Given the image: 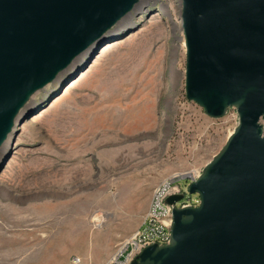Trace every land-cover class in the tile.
<instances>
[{"label":"rangeland","instance_id":"374dc122","mask_svg":"<svg viewBox=\"0 0 264 264\" xmlns=\"http://www.w3.org/2000/svg\"><path fill=\"white\" fill-rule=\"evenodd\" d=\"M181 12L138 0L75 79L82 65L33 96L54 97L4 146L0 264H113L157 185L188 187L226 144L236 109L213 118L186 96Z\"/></svg>","mask_w":264,"mask_h":264},{"label":"water","instance_id":"95a60500","mask_svg":"<svg viewBox=\"0 0 264 264\" xmlns=\"http://www.w3.org/2000/svg\"><path fill=\"white\" fill-rule=\"evenodd\" d=\"M137 2L0 0V164L9 137L54 97L33 96L82 65L75 79ZM181 19L187 98L213 118L235 108L239 122L191 179L199 204L174 207L170 242L130 264H264V0H182Z\"/></svg>","mask_w":264,"mask_h":264},{"label":"built area","instance_id":"2783aa9c","mask_svg":"<svg viewBox=\"0 0 264 264\" xmlns=\"http://www.w3.org/2000/svg\"><path fill=\"white\" fill-rule=\"evenodd\" d=\"M183 174H174L165 179L154 189L150 207L142 224L132 239L120 250L112 260L113 264H130L135 256L146 246L151 244L165 245L170 242L171 224L174 207L185 208L197 206L199 197H187L188 187L180 181L185 179ZM195 179V178H191ZM183 194L184 197L175 205L167 203L171 195Z\"/></svg>","mask_w":264,"mask_h":264},{"label":"bare ground","instance_id":"6f19581e","mask_svg":"<svg viewBox=\"0 0 264 264\" xmlns=\"http://www.w3.org/2000/svg\"><path fill=\"white\" fill-rule=\"evenodd\" d=\"M37 120V118H33L32 120H31V122H34V121H36ZM1 163V162H0ZM0 165H2V164H0Z\"/></svg>","mask_w":264,"mask_h":264}]
</instances>
